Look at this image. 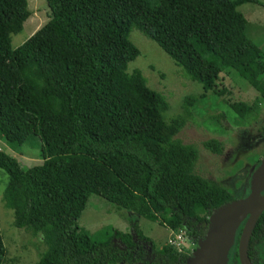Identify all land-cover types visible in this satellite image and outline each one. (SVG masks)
<instances>
[{"label":"trees","instance_id":"obj_1","mask_svg":"<svg viewBox=\"0 0 264 264\" xmlns=\"http://www.w3.org/2000/svg\"><path fill=\"white\" fill-rule=\"evenodd\" d=\"M50 17L16 48L11 35L29 16L27 0H0V136L9 144L41 140L43 161L24 167L0 149L8 181L3 201L14 225L40 235L35 264H186L188 253L152 240L133 224L95 241L77 220L90 194L177 231L203 237L212 210L237 199L194 171L197 147L176 138L190 115L167 121V104L113 60L137 24L204 87L234 70L264 101V56L237 7L259 0H45ZM188 72V73H189ZM254 101L243 114L259 117ZM204 146L220 154L222 144ZM241 229V228H240ZM237 234L228 264H240ZM5 247L0 231V264ZM264 264V210L248 244Z\"/></svg>","mask_w":264,"mask_h":264},{"label":"rangeland","instance_id":"obj_2","mask_svg":"<svg viewBox=\"0 0 264 264\" xmlns=\"http://www.w3.org/2000/svg\"><path fill=\"white\" fill-rule=\"evenodd\" d=\"M259 1L264 4V0ZM27 3L29 16L23 22L22 29L11 35L13 49L50 17L45 0H27ZM237 9L248 21L247 35L261 48L264 56V6L243 3ZM126 37V49L115 55L113 60L143 90L155 91L164 98L167 104L165 119L170 121L183 113L186 102L191 106L190 115L176 138L197 147L195 173L232 190L237 199L246 197L250 192L251 174L264 160V101L259 93L230 69L219 73L213 88L204 89L189 71L137 24H131ZM254 101L261 105V112L257 120L248 124L243 114ZM209 139L221 142L220 154L204 146ZM0 149L15 157L24 167L43 161L38 136H31L21 145L9 144L0 136ZM7 181L6 172L0 168V231L5 247L2 264H35L45 246L40 235L15 227L13 211L3 201ZM77 223L95 241H105L113 228L127 232L135 224L152 240L148 245L150 251L169 244L191 255L198 244L197 239L188 236L184 226L172 231L96 194L89 195Z\"/></svg>","mask_w":264,"mask_h":264},{"label":"water","instance_id":"obj_3","mask_svg":"<svg viewBox=\"0 0 264 264\" xmlns=\"http://www.w3.org/2000/svg\"><path fill=\"white\" fill-rule=\"evenodd\" d=\"M250 192L213 209L208 217V228L197 239V249L188 256L186 264H227L229 251L235 245L240 264H252L248 244L252 230L264 210V160L252 172ZM241 228V229H240Z\"/></svg>","mask_w":264,"mask_h":264},{"label":"built area","instance_id":"obj_4","mask_svg":"<svg viewBox=\"0 0 264 264\" xmlns=\"http://www.w3.org/2000/svg\"><path fill=\"white\" fill-rule=\"evenodd\" d=\"M173 247V246H172Z\"/></svg>","mask_w":264,"mask_h":264}]
</instances>
